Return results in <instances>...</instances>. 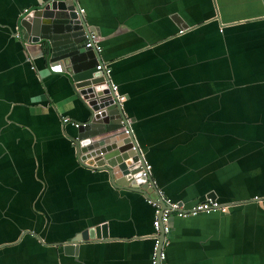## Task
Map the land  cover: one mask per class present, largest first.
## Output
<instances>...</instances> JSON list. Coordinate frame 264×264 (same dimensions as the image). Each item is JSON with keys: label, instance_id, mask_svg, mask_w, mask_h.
Instances as JSON below:
<instances>
[{"label": "crops", "instance_id": "obj_1", "mask_svg": "<svg viewBox=\"0 0 264 264\" xmlns=\"http://www.w3.org/2000/svg\"><path fill=\"white\" fill-rule=\"evenodd\" d=\"M77 1L156 189L226 205L171 215L165 263L264 264V0ZM33 2L0 0V264H149L146 193L77 162L61 117L86 104L12 34ZM100 221L108 239L56 244Z\"/></svg>", "mask_w": 264, "mask_h": 264}, {"label": "water", "instance_id": "obj_2", "mask_svg": "<svg viewBox=\"0 0 264 264\" xmlns=\"http://www.w3.org/2000/svg\"><path fill=\"white\" fill-rule=\"evenodd\" d=\"M78 7L81 6L77 0H35L21 10L12 34L17 32L26 50L37 48L42 63L50 71L64 73L71 80L74 93L86 104L87 118L78 121L79 126L74 127L69 137L77 162L87 169L105 172L108 183L116 189L153 196L157 189L152 177L150 174L141 176L145 161L128 124L133 118L127 119L122 110L125 98L110 81V72L103 78L102 71L95 69L100 54L84 46L90 33L95 34L99 42L98 27L87 24L84 8L83 13H78ZM103 79L107 87L98 88ZM110 82L123 97L121 104H115V109L111 104L114 93L109 88ZM214 197V193L209 192L200 200ZM108 238L107 222L100 221L56 244L61 245L64 254L76 255L79 243Z\"/></svg>", "mask_w": 264, "mask_h": 264}, {"label": "built area", "instance_id": "obj_3", "mask_svg": "<svg viewBox=\"0 0 264 264\" xmlns=\"http://www.w3.org/2000/svg\"><path fill=\"white\" fill-rule=\"evenodd\" d=\"M78 13H83V8L78 7ZM85 47L92 49L94 52L99 53L101 51V46L98 42L97 36L90 33L88 40L84 43ZM96 70L102 71V77L109 75L110 67L100 58L95 65ZM107 87L105 79L98 88ZM110 90L114 93V98H112V107L115 109V104H121L123 97L116 93V86L113 83H109ZM63 123H70L73 127L79 126L80 122L71 120L68 117H61ZM127 132V130H125ZM150 170L149 164L145 163L143 169H141V176H148ZM253 200L264 199V195L252 197ZM145 201L152 208L151 214V250L149 257V264H166L165 263V251L164 244L166 239V234L169 232V217L171 215L178 217H187L196 215L198 213H209L212 211L224 212L226 211V205L220 204L215 199L204 198L203 200L196 201L188 207L178 204L177 201L171 200L166 197L161 190H156L153 196L145 195ZM163 234V237L161 235Z\"/></svg>", "mask_w": 264, "mask_h": 264}]
</instances>
